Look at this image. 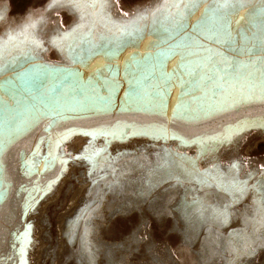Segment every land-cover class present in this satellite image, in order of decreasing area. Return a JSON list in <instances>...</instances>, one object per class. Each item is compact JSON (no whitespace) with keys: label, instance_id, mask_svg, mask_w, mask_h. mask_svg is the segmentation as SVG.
I'll use <instances>...</instances> for the list:
<instances>
[{"label":"rangeland","instance_id":"374dc122","mask_svg":"<svg viewBox=\"0 0 264 264\" xmlns=\"http://www.w3.org/2000/svg\"><path fill=\"white\" fill-rule=\"evenodd\" d=\"M255 21H264V0H0V79L12 84L45 69L84 70L137 91L152 69L173 68L186 88L200 60L170 67L164 53L182 32L217 37L236 23L232 42L248 44L243 58L250 62L241 72L263 76L264 26ZM226 57L234 60L220 61ZM192 102L173 108L171 121L151 118V128L160 130L155 136L142 134L149 128L91 143L85 130L76 141L62 132L55 152L46 141L50 169L32 167V154L0 159V182L28 200L13 207L0 186V264H264V114L250 126L223 130L222 120L235 118L237 109ZM4 112L0 150L11 139L5 127L17 118ZM253 135L261 141L243 152ZM12 208L23 223L17 230L24 227L14 238L4 226L15 223Z\"/></svg>","mask_w":264,"mask_h":264},{"label":"bare ground","instance_id":"6f19581e","mask_svg":"<svg viewBox=\"0 0 264 264\" xmlns=\"http://www.w3.org/2000/svg\"><path fill=\"white\" fill-rule=\"evenodd\" d=\"M254 24L261 27L264 26V21H255ZM225 27L228 32L220 33L217 37L196 28L188 33L182 32L178 37L179 40L164 53V62L170 67L176 66L172 64L174 61L179 63L193 59L200 60V73L186 88H182L184 79L176 78L173 68L170 69L173 70L171 73L152 69L150 75L152 79L138 83L137 85L141 87L137 91L128 90V84L125 82L116 83L114 86L98 73L93 75L84 70H53V72L45 69L41 73H33L12 84L4 80L6 78L0 79V114L3 112L6 116L7 113L4 110L9 109L17 116L16 125L5 127V133L7 136L10 134L11 139H8L9 143L2 146L0 159H14L17 152H19V158L32 154L34 157L32 167L40 165L42 166L40 169H45L47 164L46 169H50L54 162L50 157L49 147L50 149L53 147L52 151L55 152L56 136L59 138L73 133L74 141H76L83 137L78 132L85 130L88 132L85 133V138L91 139V143L92 139H102L112 135L117 139H128L135 132L149 130L151 125L148 121H151L154 116L171 121L170 111L176 110L173 108L193 100L203 99L206 107L212 105L223 109L228 106L229 109H237L239 114H236L235 118L230 117V121L222 120L224 123L227 122L223 130L238 126L233 128V131H236L247 122L250 126L256 122V116L264 114V78L260 80L264 75L257 76L254 69L241 72L242 68L250 63L243 58L248 54L246 47L248 44L232 42L235 33L241 27L239 23ZM187 35L190 36L184 37ZM224 55L234 60L226 57L224 62L220 61ZM216 61L218 64L212 65ZM122 68L123 66L119 64L116 70L121 72ZM192 77L195 75L190 79ZM175 81L179 86L176 84V88L169 87L170 82ZM153 112L155 115L150 116ZM196 112H199L198 109ZM41 114L42 117H39ZM118 116L120 121L113 120ZM124 117L126 120L121 121ZM206 121L219 124V119L211 116H208ZM62 132L65 135H62ZM159 132L160 130L151 128L149 134H142L155 136ZM48 139L51 142L49 147L46 142ZM194 140L197 141V139ZM258 141H261V138L253 135L252 139L242 147V151L248 152L250 149H255ZM25 159L28 164L32 163L29 158ZM30 170L25 171L24 175H27ZM77 184L78 186L69 197V206L73 197L80 192L82 183ZM0 186L4 190L3 196H10V200L14 203L13 207L22 204L27 198L10 183L3 184L1 181ZM19 196L24 198L20 200ZM26 203L28 200H24L23 206ZM12 209L8 215L15 220V223L4 224V226L9 228L8 232L14 238L24 234V227L22 230H17V225H23V223L18 210ZM22 238H19L18 246L21 245ZM29 239L31 244L32 234H29ZM1 247L6 249L5 244ZM16 252L15 250L14 253ZM31 260H33L32 252Z\"/></svg>","mask_w":264,"mask_h":264},{"label":"snow or ice","instance_id":"6c2138e0","mask_svg":"<svg viewBox=\"0 0 264 264\" xmlns=\"http://www.w3.org/2000/svg\"><path fill=\"white\" fill-rule=\"evenodd\" d=\"M160 9H157V11H159ZM153 15H155V12H153Z\"/></svg>","mask_w":264,"mask_h":264}]
</instances>
